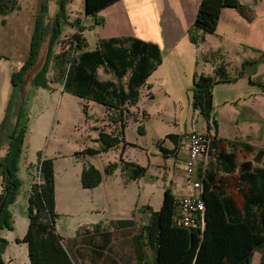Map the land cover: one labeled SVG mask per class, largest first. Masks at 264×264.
<instances>
[{
	"label": "trees",
	"instance_id": "16d2710c",
	"mask_svg": "<svg viewBox=\"0 0 264 264\" xmlns=\"http://www.w3.org/2000/svg\"><path fill=\"white\" fill-rule=\"evenodd\" d=\"M117 1L119 0H86L85 14L95 18L100 11ZM16 8L17 0H0V23L6 25L7 20L4 17ZM246 19H251L249 9L239 0H202L195 20L188 29V35L194 44L205 41L208 34L241 36L245 41L250 34L249 29L243 26ZM62 30V24L57 23L46 34L42 16L37 17L28 57L12 75L14 85L26 83L28 74L38 67L32 82L50 87V82L54 80L50 79L49 73L54 68L56 79L62 81L65 91L108 106H113L110 99L115 97L122 107L127 102H138L140 88L163 60L158 45L134 37L103 40L97 48L88 50V42L80 32L69 36L65 46L58 52L57 47L63 41ZM245 46L264 55V45H255L249 39ZM247 64L249 61L243 64V69ZM101 66L106 72L114 74L120 83L131 71L126 82L127 91L123 85L116 86L113 81L101 80L98 74ZM230 80L232 77L222 64L215 69L214 75L201 73L195 77L193 104L208 121V132H212V125L218 126L213 113L215 84ZM120 121L123 129L119 133H108L104 130L99 132L97 141L101 144L100 148H86L77 154H99L125 143L126 121L122 117ZM139 129L142 132L143 126L140 125ZM26 133L27 126L18 124L10 137L9 152L1 163L4 189L0 195V203L3 199H6V203L0 215V230L13 229V215L9 206L17 200L21 188L18 172ZM168 137L178 140L176 134H169ZM215 139L217 153L212 159H216V165L223 166L229 173H235L238 169L236 186L241 194V201L229 193L226 178L217 179L214 173L217 166L210 165L209 162L204 168L201 164L198 175L202 178L203 198L206 202L205 227L187 228L177 225L174 217L177 214L178 197L172 188H166L160 210L147 207L150 216L134 237L137 264H149L145 238L156 251L155 264H252L256 251L263 253L261 264H264V148L257 149L252 144L241 143L244 149L255 152V155L253 160H244L238 165L236 152L220 153L217 133ZM231 144L234 149L240 145L236 142ZM165 151L168 152L167 149ZM120 160L123 162V169L132 179L140 178L147 172L146 167L125 161L123 153ZM256 163L263 166L255 165ZM54 166L53 158L39 153L40 181L32 185L28 199L29 227L23 238V242L28 245L31 264H77L56 227L58 213ZM118 166V162L110 163L106 172L113 173ZM102 181L103 173L95 165L90 164L83 169V187L94 188ZM134 223L133 219L117 221L119 225ZM8 243L0 235L2 260Z\"/></svg>",
	"mask_w": 264,
	"mask_h": 264
},
{
	"label": "rangeland",
	"instance_id": "374dc122",
	"mask_svg": "<svg viewBox=\"0 0 264 264\" xmlns=\"http://www.w3.org/2000/svg\"><path fill=\"white\" fill-rule=\"evenodd\" d=\"M83 2L84 0H17V8L4 17L7 20V24L3 25L0 23V83H12L13 73L21 68V64L28 57L35 22L40 15L44 21L46 34L51 32L57 23L58 25L59 23L62 24L63 33L61 39L63 41L57 47L58 52L65 46L68 37L78 32L82 33V36L87 38L88 43L94 46L99 34L97 22L95 18H93L94 20L90 17L86 18ZM167 24L168 35L176 39V41L181 39L183 48H186L188 43V45L193 47V50H191L190 54L186 48L185 52L182 53L183 55H179V57H182L181 60L177 59L178 51L177 54L168 53L164 64L153 71L148 78V83L160 84L150 89L154 99H149L150 93L147 88L141 91L139 106L146 108L149 112V118L146 120L147 133L142 135L143 133L140 131L138 124L131 125L128 128L126 138L129 142L122 149L123 159L139 163L142 160V153L146 150L152 155V160L157 162L155 150L158 148V144H155L156 140L165 138L164 141L167 143L171 141V138L165 136L166 134L175 133L186 139L194 131L204 130L206 120L195 112L192 104L193 79L196 72L208 74L212 69L210 64H206L204 59L200 58L201 50H206L207 47L218 48L220 45L226 48L229 46V50L227 49L229 51L228 58L230 57L233 62L231 67H229L232 80L219 82L214 87V108L220 122V132L229 138L236 136L238 138H251V140L258 143L255 146H264V55L261 56L259 53L243 46V48L236 49V46L230 44L231 40L212 34H208V41L203 43L200 48H197L192 45L188 35L184 34L179 22L175 26H171L166 20ZM138 26L140 25L138 24ZM145 26L148 27V25ZM148 32L149 35H158L155 25H151ZM213 57H220V55L214 52ZM250 57L259 59L249 64L246 69H243V61ZM37 69L38 67L28 74L26 83H34L32 78ZM49 75L50 79L54 80L50 83L62 82L56 79L54 68ZM108 76V73L101 67L99 77L107 78ZM34 85V87L37 86L36 84ZM67 95L69 97L67 104L68 117L66 119H62V115L60 118L57 117L60 105V102H58L54 111V116L56 115L54 117L55 122L52 123L49 135L43 141L41 148L35 149L38 140L35 141L36 138L34 137L33 139V134L28 133L23 167L18 172L21 180L20 193L17 200L9 206L13 215V229L4 228L0 230V235L2 237L5 236L10 241L6 246L7 254L5 258L2 254L5 264H30L28 245L23 242L29 227V201L27 194L25 195V188L29 183L28 164L30 162L36 163L39 153L42 155L47 153L49 145L51 146V143L54 142L60 130L61 136L58 138L59 159L66 164L62 169L57 170L59 176V204L56 207L58 213L56 219L57 230L70 243L69 238L76 236L77 230H80L87 222L96 220L98 217L97 213L88 211L93 204L91 199L86 201L82 196L75 195L73 200L69 201L65 189L68 186L72 189V192H76L74 171L76 165L82 162L76 157L77 152L97 144L98 138L93 141V137H98L99 124L97 116L99 115V110L96 106L90 114H85L83 106L80 105L82 102L79 103L74 96ZM29 98L28 104H26L27 109L31 106H39L33 100V92ZM41 99L39 97L38 100ZM65 104L63 102V106ZM42 105L45 106L47 104H40V106ZM254 111L258 112V114H255ZM80 115H83L82 119ZM112 121L113 118L110 119L108 125L112 124ZM33 123L34 120L28 121L26 115L22 120L21 126L26 125L29 131ZM2 131L3 123L0 125V134H2ZM52 131H54L53 137L51 136ZM29 134L33 139L30 143L28 140ZM163 143L161 141L160 144L163 145ZM237 154L239 161L252 156V153L246 149L237 151ZM211 164L218 167L216 159H211ZM154 174V177L148 175L137 182L131 183L127 188H122L120 193L122 194L123 205L117 209L120 214H126L125 210L133 204L135 206L133 208L141 213L143 212L141 211L142 205L150 204L153 210H160L162 206L161 200L164 198V192L162 191L165 181L159 180L158 173ZM67 176L68 179H65ZM236 178L235 175H230L226 179L229 193L240 202L241 194L236 186ZM35 180L40 181L37 168H35ZM129 212V214H132V211ZM145 219L144 216L138 215L136 222L143 223Z\"/></svg>",
	"mask_w": 264,
	"mask_h": 264
},
{
	"label": "crops",
	"instance_id": "0c3cea01",
	"mask_svg": "<svg viewBox=\"0 0 264 264\" xmlns=\"http://www.w3.org/2000/svg\"><path fill=\"white\" fill-rule=\"evenodd\" d=\"M85 1L86 0H84L83 2L84 7ZM239 1L248 7L251 16L250 20L246 19L243 22V26L245 27V29H249L250 31V34H248L249 36L247 37V39L244 41L245 38H242L241 36H231L228 34L212 35L231 40L230 44L236 46V49H240L243 47L248 48L259 53V55L262 56L263 54L261 52L256 51L251 47L245 46V42L251 39L255 45H264V0ZM201 2L202 0H119L100 11L95 17L99 34L94 42V46L88 43L87 49L92 50L97 48L99 43H101L103 40H109L112 38L126 39L128 37H134L137 39H141L145 42L154 43L159 46L163 54V60L162 63L158 66V68H160L164 64L165 57L170 52L172 54H177L178 51L177 59L181 60L182 57H179V55H183L182 53L185 52L186 48L191 54V50H193V47L191 45H188V43L187 45L185 43L186 48H183L181 46V39L176 41V39L170 37L167 33L168 24L166 25V20L167 23H169L171 26H175L176 23L179 22L180 28L183 30L184 34L188 35V29L192 26L195 20ZM87 17H90L92 20H94V17L92 16H86V18ZM138 24L140 26H143L140 28ZM145 25H148V27H146ZM151 25H155L156 32L158 33V35H149L148 31L149 28H151ZM207 41L208 35H206L205 41L201 42L200 44H194L190 40L192 45L196 46L197 48H200L201 45L203 43H206ZM227 49L229 50V46L228 48H226L225 46L220 45L218 46V48L207 47L206 50H201L200 58L204 59V62L206 64H210L212 66V69L210 70L211 72H209L208 75H214L215 69L222 64L226 67L227 73L232 77V75L229 73V67H231L233 62L230 57L228 58L229 51ZM214 52L218 53L220 57H213ZM258 59L259 58L250 57L249 59H245L243 61V64L246 61H249V64H251L252 62L257 61ZM23 63L21 65H23ZM249 64H247V66ZM100 68H98V74ZM102 68L104 69V67ZM201 73H195L193 79V86L195 77ZM130 74L131 71H129L128 74L123 78L122 83H120V80L112 73H108L109 76L107 78L100 79L103 81H113L115 82L114 84H116V86L123 85L127 91L128 83H126V81H128ZM149 84H151L152 86ZM159 84L160 83H148L147 81L146 84L140 88V96L142 89L147 88L150 93V95L148 96L149 99H154V95L150 90L151 88L149 87L154 88L156 85ZM34 86V83H22L19 85H14L13 83H0V125L3 123V131L2 134H0V195L4 189L1 163L2 161H4L7 153L9 152L11 134L16 130L18 124L21 125L22 120L23 118H25L26 115L28 121H31L33 119L34 123L32 128L29 131L27 130L28 132L26 133L23 152L19 163V171H21L23 167L22 164L24 162V155L27 148L26 141L28 133L30 132V134H33V139L34 137L36 138L35 141L38 140L35 146V149L38 150L42 147L43 141L49 135L52 123L55 122L54 117L56 115L54 116V111L55 106L58 102H60V105L57 112V117L60 118L61 115L62 119H66L68 117L67 104L69 102V97H67V94L74 96L79 103L82 102V104L80 105L83 106V112L85 114H90L93 111V108L97 106L99 110V115L97 116V121L99 124L98 137L99 132L101 130H104L108 133H119L120 130L123 129L120 118H124V120L126 121V126L124 128L125 143L122 142L119 146L113 147L108 151H102L99 154H76V157L82 161L81 164L76 165L74 171L76 192H72V189L67 186V188L65 189V193L69 201H72L75 195L82 196L83 199H85L86 201L91 199L93 204L88 209V211L92 213H97L98 217L96 218V220L87 222V224L83 225L80 230H77L76 236L69 238L70 243L67 241L66 238H63L65 244L68 246L72 255L74 256L77 264H137L134 237L138 234L140 227L143 225L144 222L148 220V217L150 216V210L147 207L152 206L150 204L142 205L143 208L141 209V211L143 212L141 213L137 212L135 208H133V204L125 210L126 214H120L117 210L120 206L123 205L122 194L120 193V191L122 190V188H127L128 185L133 182H137L138 180H141L142 178H145L148 175L154 177V173H158L159 180L162 179L163 181H165L162 192L165 193L166 188H172L174 194L178 198L183 195L196 194L198 190L194 188L191 179H189L185 171V159L188 155L187 138H181L178 134H176L178 135L177 141H175L174 139H170L171 141L166 143L164 141L165 138H160L156 140L155 144H158V148L155 150V157L157 162H154L151 158L152 155L145 150L144 153H142L141 162L135 163L146 167L147 172L144 176L140 178L132 179L127 175L126 171L123 169V162H121L120 159L122 155V149L129 142L126 136L127 130L131 125H142V135L147 133L146 120L149 118V112L146 108H142L139 106L140 97L136 104H130V102H127L122 107L119 106V100L115 97H112L110 100L113 106H108L106 104L93 100H88L65 91L62 82L51 83V87L49 88L38 85L36 87ZM32 92L33 100L36 101L39 106H31L27 109L26 104H28V100L30 99L29 97ZM39 97H41L42 99L38 100ZM63 102L66 103L64 106ZM45 103L47 105L40 106V104ZM194 110L197 114L203 116L199 112V110L195 109V107ZM213 113L215 114V119L218 121V126L215 127L214 125H212L211 130L212 132L217 133L218 138L220 139V153H222V151L227 153L235 151L237 154V151H244V148L241 143H249L253 146H255V144H258L251 140V138H238L237 136L234 138H229L224 136L220 132V122L217 117V113L215 112V108L213 109ZM254 113L258 114V112L256 111H254ZM82 116L83 115H80L81 119L83 118ZM111 118H113V121L111 122L112 124L108 125L110 123ZM205 123L206 124L204 130H201L199 132H208L210 130L207 120ZM53 132L54 131L51 132L52 137ZM30 134L28 138L29 143L30 141H33L32 136L30 137ZM168 135L169 134H166L165 136ZM59 136H61V130L58 131V134L56 135L54 142L51 143V146L49 145L47 153L45 155L43 154L44 157L53 158L55 162L54 164L56 170V207L59 204V176L57 170L62 169L66 164L64 161H60L59 159ZM98 137H93V141H96ZM161 141L164 142L163 145L160 144ZM231 142L240 143V145H238V148L234 149L233 146H231ZM96 143L97 144L92 148H100L101 144L97 141ZM255 147L257 149L264 148V146L260 145H257ZM165 149H167L168 152H166ZM251 153V158H247L244 160H253L255 152ZM244 160L239 161L237 154L238 165H240ZM113 162L119 163L118 168L113 173H107V166ZM38 163L39 154L36 163L30 162L28 164L29 183L28 186L25 188V195L27 194L28 199L32 190V185L34 184V182H36L35 168H37V171H39ZM90 164L95 165L98 169L102 171L103 181L97 187L85 188L82 185V172L83 169L86 166H89ZM255 165L263 166V164L257 163ZM222 167L219 165L218 168L214 170L217 179L222 178L224 180L230 175L237 176L239 174L238 169L235 173H229L225 171ZM65 179H68V176L65 177ZM163 200H161V204L163 203ZM129 211H132V214H129ZM138 215H142L146 218L143 223L136 222ZM130 219L134 220L135 223L133 225L117 224V221L119 220ZM3 237L6 238L5 236ZM144 242L146 243L145 251L148 263L155 264L156 251L154 249V246L150 245L146 238L144 239ZM6 251L7 250H5L3 254L4 258L7 254ZM262 258L263 253L261 251H256L253 256L252 264H261Z\"/></svg>",
	"mask_w": 264,
	"mask_h": 264
},
{
	"label": "built area",
	"instance_id": "2783aa9c",
	"mask_svg": "<svg viewBox=\"0 0 264 264\" xmlns=\"http://www.w3.org/2000/svg\"><path fill=\"white\" fill-rule=\"evenodd\" d=\"M187 140L188 155L185 159V171L198 192L178 198V209L174 221L182 227L204 228L206 224V202L203 198L202 178L198 174L199 166L202 164L206 168L217 153L215 133L194 131L188 135Z\"/></svg>",
	"mask_w": 264,
	"mask_h": 264
},
{
	"label": "water",
	"instance_id": "95a60500",
	"mask_svg": "<svg viewBox=\"0 0 264 264\" xmlns=\"http://www.w3.org/2000/svg\"><path fill=\"white\" fill-rule=\"evenodd\" d=\"M6 199H3L2 202L0 203V215L3 212V209L5 207ZM0 264H5V262L0 258Z\"/></svg>",
	"mask_w": 264,
	"mask_h": 264
}]
</instances>
